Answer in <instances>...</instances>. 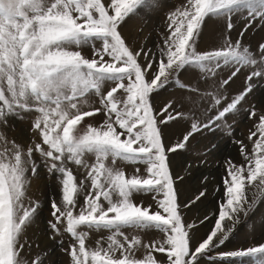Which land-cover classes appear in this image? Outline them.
<instances>
[{
  "label": "snow or ice",
  "instance_id": "snow-or-ice-1",
  "mask_svg": "<svg viewBox=\"0 0 264 264\" xmlns=\"http://www.w3.org/2000/svg\"><path fill=\"white\" fill-rule=\"evenodd\" d=\"M160 4L0 0V264H44L42 255L29 259L32 243L26 237L41 207L28 195L41 165L61 185L59 200L51 198L47 226L52 239L63 233L73 238L62 249L70 264H200L202 258L231 257L264 264V243L210 255L256 204L255 197L249 202L247 189L264 191V111L257 117L254 108L244 109L258 121L247 137L252 147L233 141L244 162L227 161L225 197L206 238L195 239V224L185 221L183 209L205 197L207 188L182 205L177 184L183 177L173 173L169 161V154L185 149L198 133L226 126L232 135L228 117L241 110L253 81L264 80V42L255 50L243 42L250 28L264 27V0H185L168 13L167 34H160L155 51L135 47L123 35V25ZM234 17L245 22L235 41L229 35ZM209 18L225 21L224 36L219 46L199 50ZM84 48L91 49V58ZM223 68L234 70L217 80ZM242 69L249 70L246 87L229 100L226 86ZM186 70L197 72L211 90L182 81ZM170 83L189 95L157 109L154 94ZM97 114L104 116L102 124L81 128L86 117ZM28 117L30 142L10 138V121ZM180 120L190 121L189 129L178 142L166 143L164 127ZM122 165H143L144 172L136 167L129 175ZM138 194H152L157 207L137 202ZM92 231L109 235L90 247L86 241ZM151 231L161 238L146 243L141 233ZM141 249L145 254L138 258Z\"/></svg>",
  "mask_w": 264,
  "mask_h": 264
},
{
  "label": "rangeland",
  "instance_id": "rangeland-1",
  "mask_svg": "<svg viewBox=\"0 0 264 264\" xmlns=\"http://www.w3.org/2000/svg\"><path fill=\"white\" fill-rule=\"evenodd\" d=\"M184 2L185 0H161V4L155 10L129 18L123 25V35H125L135 47L139 48L143 44L146 48H151L155 51V45L162 42L160 34H167L166 17L168 13L174 10L175 7L181 6ZM233 22L236 27L229 35L233 41H235L245 22L235 17L233 18ZM224 31V20L207 19L199 38V50H210L219 46L223 39ZM243 42L245 44H250L252 50H255L259 43L264 42V27L254 26L250 28L244 34ZM83 52L89 58L93 55L89 48H84ZM233 70L234 69L231 68L221 69L216 79H227ZM248 71L247 69H242L226 86V94L229 100L232 96L243 91L246 87L245 81ZM198 75L199 74L193 70H186L181 73L180 78L185 83L192 84L194 87L199 85L202 91H210V88H204L203 82L198 79ZM253 83L255 87L252 92L246 96L241 110L235 115H230L227 119L228 124H231L233 128L231 136L227 134L226 126H222L215 131H205L196 134L194 137L190 138L185 149L169 154L170 167L173 173L183 177V181L177 184L178 197L182 205L189 200H193L202 188H207L205 197L196 201L190 207L183 209L185 221L195 224L194 236L196 240L206 238L207 234H209L214 226L216 219V215L214 214L218 212V202H221L225 197L223 178L227 175V161L231 158L234 163L239 164V162H237L241 156L238 155L240 154L239 145L233 141L243 140L244 143L248 145L249 149L252 147L247 137L250 134V130H254V124L258 122L257 117L264 111V80H254ZM188 95L189 93L179 89L174 83H170L164 89L154 94V106L159 109L170 100H178ZM92 99L96 100L95 97ZM96 106H98V103ZM189 107L190 105L185 103L183 110L187 111ZM251 108L256 110L257 117L250 119L249 113L244 109ZM103 120L104 116L102 114L86 117L84 122H82L81 128L83 129L87 124L99 126L102 124ZM30 121L31 117L23 121L16 119L11 120L10 125L13 127V130L9 133L10 138H15L17 142L28 144L31 136ZM189 127L190 121L180 120L170 122L163 129L166 143L174 144L178 142L182 139V134L186 133ZM213 145L215 147H213ZM37 161H39V157H37ZM122 166L129 175L135 173L136 167L141 169L142 174L144 172L143 165ZM70 167L73 168L78 179H81L82 176L76 167L74 165H70ZM204 177L208 178L206 182L204 181ZM247 193L249 202L255 197L256 204L253 209L249 211L247 217L241 214L240 219L242 223L236 226L225 244L216 249L215 253H210V255L243 250L250 246H258L264 243V191L254 186L249 187ZM28 195L33 200H39L41 204L35 222L26 230V237L29 239L30 243H32L30 252L27 246L25 249L26 252H29V259L31 260L32 257L42 255L44 264H70L69 255L62 249L69 248L70 244L74 242L73 238L69 234L63 233L62 235H56L55 239H52L50 238L52 235L51 231L47 226V221L52 219L50 206L51 198L59 200L61 195V185L56 175H49L41 165L38 168L37 175L31 178ZM82 199L81 197V202ZM134 199L137 202L143 201L145 206L152 205L153 209L157 207L152 194H138ZM206 215L209 219L200 223ZM200 227L203 232L198 231ZM108 235L109 233L105 231H92L89 233L86 245L95 247L98 239L101 237L107 238ZM141 236L146 243L161 238V234L155 231L141 233ZM61 240L63 241V245L59 243ZM144 254L145 250L141 249L137 252V257L142 258ZM156 255L158 258H163V254ZM200 264H255V262L251 257H231L214 260L202 258Z\"/></svg>",
  "mask_w": 264,
  "mask_h": 264
},
{
  "label": "bare ground",
  "instance_id": "bare-ground-1",
  "mask_svg": "<svg viewBox=\"0 0 264 264\" xmlns=\"http://www.w3.org/2000/svg\"><path fill=\"white\" fill-rule=\"evenodd\" d=\"M238 155H240V154H238ZM237 158H238V156H237ZM236 161H237V160H236ZM237 162H239V164H241V163L243 162V157L240 156ZM253 187H254V186H253ZM198 231L203 232V230L201 229V227H200V229H199ZM203 234H204V233H203Z\"/></svg>",
  "mask_w": 264,
  "mask_h": 264
}]
</instances>
